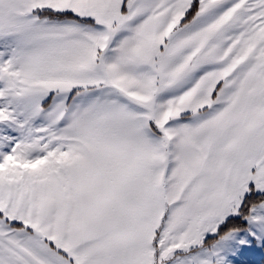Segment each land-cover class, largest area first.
I'll use <instances>...</instances> for the list:
<instances>
[{"label":"snow or ice","instance_id":"obj_1","mask_svg":"<svg viewBox=\"0 0 264 264\" xmlns=\"http://www.w3.org/2000/svg\"><path fill=\"white\" fill-rule=\"evenodd\" d=\"M0 264H264V0H0Z\"/></svg>","mask_w":264,"mask_h":264}]
</instances>
